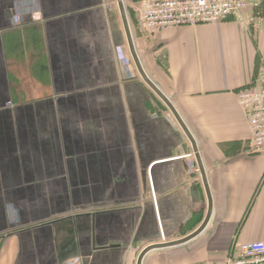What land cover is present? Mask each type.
<instances>
[{"label": "crops", "instance_id": "crops-1", "mask_svg": "<svg viewBox=\"0 0 264 264\" xmlns=\"http://www.w3.org/2000/svg\"><path fill=\"white\" fill-rule=\"evenodd\" d=\"M114 14L116 30L102 0H0V264H136L205 221L191 144ZM129 26L211 197L197 235L142 264L218 263L264 242V153L248 152L235 96L264 73V0L216 25Z\"/></svg>", "mask_w": 264, "mask_h": 264}, {"label": "built area", "instance_id": "built-area-1", "mask_svg": "<svg viewBox=\"0 0 264 264\" xmlns=\"http://www.w3.org/2000/svg\"><path fill=\"white\" fill-rule=\"evenodd\" d=\"M256 1L125 0L123 3L128 19L133 14L140 28L154 35L174 28L220 24ZM235 96L249 129L248 152L264 153V73L250 85L239 89ZM151 196L156 209L152 187ZM160 234L162 236L161 229ZM203 264H264V242L238 245L233 247V254L225 260Z\"/></svg>", "mask_w": 264, "mask_h": 264}, {"label": "water", "instance_id": "water-1", "mask_svg": "<svg viewBox=\"0 0 264 264\" xmlns=\"http://www.w3.org/2000/svg\"><path fill=\"white\" fill-rule=\"evenodd\" d=\"M117 8H118V12L120 15V19L122 22V26H123V30L125 33V37H126V41H127V45H128V49L130 52V56L132 58V61L137 69V72L139 73L140 77L142 78V80L145 82V84L156 94V96L159 97V99L166 105V107L168 108V110L170 111V113L172 114V116L174 117L175 121L177 122V124L179 125V127L181 128V130L183 131V133L185 134L186 138L188 139V141L191 144L192 150H193V154L194 157L196 159V163H197V168L201 177V182L206 194V198H207V215L205 218V221L203 222V224L201 225V227L196 230L194 232V234H192L188 239H183L181 241H177L174 243H166V244H159V245H152L149 247H146L145 249H143L141 251V253L139 254L136 264H142L143 258L145 257L146 254H148L151 251H155V250H161L164 248H169V247H174V246H178L180 244H184L187 240L191 239L192 237H194L195 235H197L203 228L204 226L207 224L210 214H211V197H210V193H209V189H208V185H207V181H206V177H205V173L203 170V166L197 151V147L195 144V141L193 139V137L191 136V134L189 133V131L187 130V128L185 127L184 123L182 122V120L180 119V117L178 116V114L176 113V111L174 110V108L171 106V104L169 103V101L159 92V90L147 79V77L145 76L141 65L139 63L134 45H133V41H132V37H131V33L129 30V26L127 23V19H126V12H125V7H124V3L123 0H115ZM7 16H9V13H6ZM191 196L196 199V194H194L193 192H191Z\"/></svg>", "mask_w": 264, "mask_h": 264}, {"label": "rangeland", "instance_id": "rangeland-1", "mask_svg": "<svg viewBox=\"0 0 264 264\" xmlns=\"http://www.w3.org/2000/svg\"><path fill=\"white\" fill-rule=\"evenodd\" d=\"M103 1V6L105 8H107L110 12H111V15L113 16L112 17V20L109 21V27L114 30H116L117 28V22H116V18H115V14H114V7H115V2L114 0H102ZM125 1V0H123ZM10 106V105H8ZM3 141H4V135H3Z\"/></svg>", "mask_w": 264, "mask_h": 264}, {"label": "bare ground", "instance_id": "bare-ground-1", "mask_svg": "<svg viewBox=\"0 0 264 264\" xmlns=\"http://www.w3.org/2000/svg\"><path fill=\"white\" fill-rule=\"evenodd\" d=\"M126 12V11H125ZM126 14V19H127V23H128V26H129V19H128V16H127V13ZM129 30H130V26H129ZM130 33H131V30H130ZM132 35V34H131ZM201 160V159H200ZM161 244H165V243H161ZM156 245H159V244H156Z\"/></svg>", "mask_w": 264, "mask_h": 264}]
</instances>
